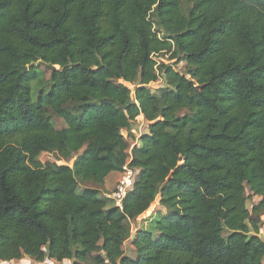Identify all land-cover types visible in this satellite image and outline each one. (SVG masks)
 Here are the masks:
<instances>
[{
	"label": "trees",
	"instance_id": "16d2710c",
	"mask_svg": "<svg viewBox=\"0 0 264 264\" xmlns=\"http://www.w3.org/2000/svg\"><path fill=\"white\" fill-rule=\"evenodd\" d=\"M263 220L264 0H0V263L264 264Z\"/></svg>",
	"mask_w": 264,
	"mask_h": 264
},
{
	"label": "rangeland",
	"instance_id": "374dc122",
	"mask_svg": "<svg viewBox=\"0 0 264 264\" xmlns=\"http://www.w3.org/2000/svg\"><path fill=\"white\" fill-rule=\"evenodd\" d=\"M170 55L169 54H164L163 56H158V57H155V61L157 63H164V64H169V65H173V68L178 71L180 74L182 75H185V71H184V64H178V62L176 63L175 60L173 61H170L169 58ZM40 70L43 72L45 78H49L50 76V70L46 69L45 66H41L40 67ZM130 91H131V94L133 96V93H134V90H135V87L133 85H130V84H124ZM150 89L152 90H157L161 87H163V82L162 81H158L157 83H153V84H150L148 86ZM183 115V114H181ZM143 118H137L136 119V122H135V125H134V128H133V138L131 137H126V142L128 144V156L130 157L131 154H132V147H134V145H138V138H139V132H140V129L142 128V125H143ZM54 122L57 126L58 129H60L62 127V122L57 119V118H54ZM124 136H126V133L123 134ZM83 153V150L81 152H79L76 157H79L81 154ZM76 157H74L72 160L70 161H64L63 159H59L57 158V156L55 154H48V153H45V154H41L40 157H39V160L41 162H56L57 164H67L68 166H72L74 160L76 159ZM111 177L110 179H113L118 176L117 178V181L119 180V173L117 172H113L111 173ZM111 181V180H110ZM116 181V183H117ZM89 188V187H98L97 185L93 184V183H88V185H82L78 188V191L81 192L84 188ZM115 189V185L114 186H111L109 188V190H102V194L106 199L109 200V198L107 196L111 195L112 192L114 191ZM160 189V185H157L156 189H155V194H154V202L152 203V205L150 206V208L144 213L142 214L140 217H138L135 221H125L123 222V227L125 229V232L127 233L128 235V240L125 242L124 246H123V249H124V253H125V256L127 257H135V254H134V249H133V241L135 240L136 236H137V233L140 229H147L149 228V222L151 221V218L155 217L156 214L158 212H160V207H159V194H158V191ZM259 199L256 198V197H248V201H247V206L249 207V209H252L254 207V205H256L258 203ZM264 222V220H263ZM262 234H264V231H261ZM55 264V262H50V261H45L44 264ZM0 264H4V263H0ZM6 264H38V263H35L33 262L31 259L29 258H26L24 257L23 259H21L20 261H13V262H10V263H6ZM63 264H70V262H63Z\"/></svg>",
	"mask_w": 264,
	"mask_h": 264
},
{
	"label": "built area",
	"instance_id": "2783aa9c",
	"mask_svg": "<svg viewBox=\"0 0 264 264\" xmlns=\"http://www.w3.org/2000/svg\"><path fill=\"white\" fill-rule=\"evenodd\" d=\"M131 156L121 167L119 172V180L115 185V189L111 195L107 196L112 201L113 205L120 207L122 200L126 197L129 190L133 187L136 170L130 165Z\"/></svg>",
	"mask_w": 264,
	"mask_h": 264
},
{
	"label": "crops",
	"instance_id": "0c3cea01",
	"mask_svg": "<svg viewBox=\"0 0 264 264\" xmlns=\"http://www.w3.org/2000/svg\"><path fill=\"white\" fill-rule=\"evenodd\" d=\"M140 118L142 119V116H140ZM112 175L110 174L106 179H105V181H104V186H103V190H109V188L111 187V186H114V185H116V181H117V178H118V176H116L115 178H114V180L113 179H110V177H111ZM111 180V181H110ZM103 194V193H102ZM104 195V194H103Z\"/></svg>",
	"mask_w": 264,
	"mask_h": 264
},
{
	"label": "water",
	"instance_id": "95a60500",
	"mask_svg": "<svg viewBox=\"0 0 264 264\" xmlns=\"http://www.w3.org/2000/svg\"><path fill=\"white\" fill-rule=\"evenodd\" d=\"M45 68L48 69V70H50V73H53L56 70V68L53 67V66H45ZM27 70L28 69L26 67L23 68L22 73L26 72Z\"/></svg>",
	"mask_w": 264,
	"mask_h": 264
}]
</instances>
